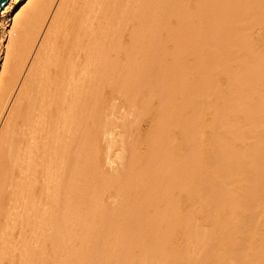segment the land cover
Returning <instances> with one entry per match:
<instances>
[{
    "label": "bare ground",
    "instance_id": "obj_1",
    "mask_svg": "<svg viewBox=\"0 0 264 264\" xmlns=\"http://www.w3.org/2000/svg\"><path fill=\"white\" fill-rule=\"evenodd\" d=\"M13 1L0 264H264V0Z\"/></svg>",
    "mask_w": 264,
    "mask_h": 264
},
{
    "label": "rangeland",
    "instance_id": "obj_2",
    "mask_svg": "<svg viewBox=\"0 0 264 264\" xmlns=\"http://www.w3.org/2000/svg\"><path fill=\"white\" fill-rule=\"evenodd\" d=\"M28 1L29 0H14L13 1L11 11L8 13V22H9V24H11V22H12L13 18L15 17L16 13H18L25 5H27ZM2 41L4 42L5 39H3ZM0 54H1V52H0ZM0 61H1V56H0ZM0 70H1V65H0ZM123 110L125 111V109H123ZM128 116H130L128 118H131V119L133 118V115L132 116L131 115H128ZM147 127H148L147 123L146 122L145 123L143 122L142 123V129H147ZM113 149L115 151H117V150L118 151H121V152L123 151V150H121L122 149L121 146H120L119 149H117V147L115 146ZM115 151H114V153H116ZM118 153L120 154V152H118ZM118 153L114 154V156L116 157ZM122 154H124V153H121L120 155H122ZM120 155H118V157H120ZM112 165L115 166V165H117V163H112ZM118 166H119V164H118ZM48 245H49V242H48ZM18 252L19 251H16V253H18ZM156 262H157V264L159 263V261H156ZM142 264H145V263L142 262Z\"/></svg>",
    "mask_w": 264,
    "mask_h": 264
},
{
    "label": "water",
    "instance_id": "obj_3",
    "mask_svg": "<svg viewBox=\"0 0 264 264\" xmlns=\"http://www.w3.org/2000/svg\"><path fill=\"white\" fill-rule=\"evenodd\" d=\"M9 0H0V12H1V9L7 4Z\"/></svg>",
    "mask_w": 264,
    "mask_h": 264
}]
</instances>
